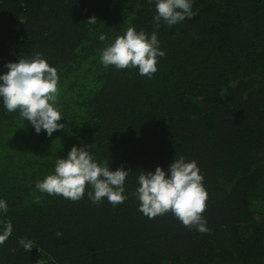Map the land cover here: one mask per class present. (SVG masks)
<instances>
[{
  "label": "trees",
  "instance_id": "obj_1",
  "mask_svg": "<svg viewBox=\"0 0 264 264\" xmlns=\"http://www.w3.org/2000/svg\"><path fill=\"white\" fill-rule=\"evenodd\" d=\"M192 8L169 26L155 0H0V72L40 53L65 125L37 135L0 102V231L13 226L0 264H264V0ZM129 27L156 32L166 53L151 78L101 63ZM73 145L130 171L122 204L93 203L90 185L77 201L36 189ZM180 157L204 177L207 232L138 210L137 177Z\"/></svg>",
  "mask_w": 264,
  "mask_h": 264
},
{
  "label": "clouds",
  "instance_id": "obj_2",
  "mask_svg": "<svg viewBox=\"0 0 264 264\" xmlns=\"http://www.w3.org/2000/svg\"><path fill=\"white\" fill-rule=\"evenodd\" d=\"M193 3L194 0H155V19L169 26L191 19ZM87 23L96 24V17H89ZM98 38L104 41L107 36L100 34ZM165 54L156 32L149 35L129 27L102 50L100 60L105 67L135 68L139 75L151 78L157 71L158 58ZM5 67L7 71L0 72V102L6 111H18L37 135L43 131L51 137L53 132L63 129L65 125L59 121L64 116L57 106V69L40 53L7 62ZM129 172L123 167L112 170L109 163H98L91 146L73 145L66 156L57 159L54 172L37 181L35 187L40 193L77 201L83 198L86 185H90L92 191L88 192V197L93 203L106 198L116 206L127 199L125 182ZM203 179L196 161H186L184 157L174 158L166 171L159 165L154 171H143L137 177L134 192L139 201L138 210L150 219L170 211L184 226H195L197 231L207 232L202 215L207 200ZM7 211V202L0 198V213ZM12 230L10 221L3 225L0 245L11 236ZM19 243L28 251L34 245L23 238Z\"/></svg>",
  "mask_w": 264,
  "mask_h": 264
}]
</instances>
